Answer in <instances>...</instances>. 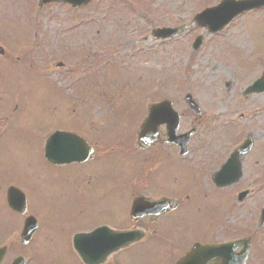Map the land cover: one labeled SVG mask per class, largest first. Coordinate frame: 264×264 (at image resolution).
<instances>
[{"label":"rangeland","instance_id":"1","mask_svg":"<svg viewBox=\"0 0 264 264\" xmlns=\"http://www.w3.org/2000/svg\"><path fill=\"white\" fill-rule=\"evenodd\" d=\"M36 1L0 0V43L7 50L0 55V113L17 107L11 112L12 122L5 126L0 122V175L4 176L0 186L10 180L20 188L28 212L43 224L44 229L31 241L33 249L60 251L63 258H70L65 237L69 228L98 222L127 227L130 198L137 191L155 195L152 191L169 184V194L186 190L191 201L186 216L176 224L183 230H175V237L187 234L194 240L200 235L207 241L213 234L211 238L219 240L251 235L246 264H264V221L258 225L264 188H251L244 202L233 204V188L264 183V94L241 96L255 76L251 70L264 64V8L238 16L221 34L208 36L198 50L190 52L187 43L192 34L163 43L142 37L156 25H190L194 12L218 0H95L75 9L56 3L37 9ZM23 49L29 59L23 58ZM58 60L63 66H56ZM74 65L78 69L73 71ZM84 79L93 91L85 97L75 88ZM186 91L202 107L203 121L190 138L186 161L166 159L156 165L151 188L149 182L138 181L126 194L114 189L113 182L119 180L112 174L129 169L131 161L121 154L104 155L105 140L95 127L100 126L107 136L115 133L117 122L124 124L120 132L134 130L146 113L147 102L162 98L186 111ZM110 92L115 99L106 97ZM121 106L138 111L137 118L129 120V114L127 119ZM73 115L79 118L78 124ZM191 119V115L183 117L179 130L188 128ZM77 125L97 142L94 160L61 167L49 164L42 153L48 130ZM243 129L254 139L251 154L244 158L243 177L232 188L205 183L208 173L220 164L218 160L225 159L226 150L243 136ZM127 154L139 157L138 152ZM151 162L145 160L138 169L149 171ZM0 195L4 205V191ZM2 212L6 214V209L0 204ZM63 221H67L65 227L55 225ZM9 224L17 232L20 217L11 215ZM0 229L7 231L6 225ZM43 234L49 236L44 240ZM128 249L130 255L123 256ZM119 255L131 262L140 256V264H162L165 257H174L156 239L133 244ZM47 258L52 264L53 257Z\"/></svg>","mask_w":264,"mask_h":264},{"label":"water","instance_id":"2","mask_svg":"<svg viewBox=\"0 0 264 264\" xmlns=\"http://www.w3.org/2000/svg\"><path fill=\"white\" fill-rule=\"evenodd\" d=\"M46 0H42L45 2ZM73 4L84 3L87 0H70ZM264 6V0H221L220 3L216 6L209 7L201 11L200 13L194 16V19L198 24L208 25L213 31H216L218 28L222 27L231 17L253 7ZM155 35L168 37L173 32V29H157L154 30ZM200 38L196 43V47L200 43ZM264 74L256 80L251 86L248 87L247 91L251 92L253 90H262L264 89V82L262 81ZM191 111L194 113L199 112V107L196 101L192 98L190 93H187L184 97ZM157 105H165L169 108V118L163 117H152V111L157 107ZM161 108L156 109L160 110ZM148 116L143 120L141 126L137 130V140L136 145L144 147L150 144L157 136L156 126L160 123L161 120L166 121L168 124V136L170 139H177L183 145L188 139L191 131L181 135H175V131L178 124L179 114L176 113L170 107L168 101H162L160 103H150L148 105ZM159 111L157 113H159ZM251 140H248V146H250ZM248 149V147H247ZM246 151V150H245ZM245 151H237L235 153V158L239 160V156L245 153ZM91 150L87 147L85 141L79 136L74 135L71 132L55 131L52 133L46 141L44 146V155L48 161L54 164H65L72 161H80L86 159L90 154ZM235 164L230 163L226 168L223 176L217 178L218 185L224 183H229L232 179H235L239 173V167H234ZM229 168H233L232 172L228 171ZM215 179V178H214ZM223 180L221 182V180ZM141 196H137L131 203L130 206V215L132 217L140 216L148 211L155 210L159 205L162 207L163 202L161 200L153 201L141 205L139 200ZM7 201L12 209L18 212H24L26 210V198L24 194L14 186H10L7 189ZM165 203V202H164ZM165 211V210H163ZM155 213V212H154ZM261 218H264V207L262 209ZM36 220L32 216L25 218L23 230L21 232V240L25 243L28 237L33 233L36 227ZM111 234V233H110ZM83 237V242H79V247L82 252V258L85 261H89L90 258L96 260L95 263L99 261L100 258L108 252L109 248L117 247L120 244H128L136 235L131 233H112L111 237L107 239L108 236H98L91 234L80 235ZM108 243L110 247L108 248ZM107 244V245H105ZM239 244H244L242 249L238 252L235 251V248ZM249 240H237L228 243H220L217 245L211 244H194L189 252L182 256L175 264H244V261L247 257L249 250Z\"/></svg>","mask_w":264,"mask_h":264},{"label":"flooded vegetation","instance_id":"3","mask_svg":"<svg viewBox=\"0 0 264 264\" xmlns=\"http://www.w3.org/2000/svg\"><path fill=\"white\" fill-rule=\"evenodd\" d=\"M178 37H175L173 39H176ZM184 112V111H183ZM185 114V112H184ZM202 114L198 115L197 117H201ZM194 117V116H193ZM199 122V121H198ZM188 147V149H187ZM187 147L185 148L186 153L184 154L185 156L188 155V153L191 150V144H187ZM147 150V151H146ZM144 151H146L144 154H140V156L142 157V161L143 160H147L150 159L152 162L153 161H157V165H159L161 162L165 161L166 159H178L176 158V155L179 156V151L180 148L178 146H176L174 143H163V144H155V146L146 149ZM139 156V157H140ZM95 157V156H94ZM180 157V156H179ZM93 159V158H92ZM91 159V160H92ZM151 162V164H152ZM110 174V173H109ZM89 175H94L93 173L89 174ZM114 177H117L119 182H113L112 187L116 190H118L121 193H125V191L129 188V187H136V182H149V186L153 187V178H154V174H150V171H143L142 173H139V171L134 170L133 168H126L125 171H123V173H121L120 175L118 173H113L112 174ZM206 174L203 173L202 176V180H204V176ZM3 178L0 176V179ZM6 181L3 180V183H5ZM2 183V184H3ZM168 186L161 185L160 189H155L154 192L157 193L156 196H161V195H165L168 197H173L177 204L176 206L168 211L165 215L163 216H157L155 215V213L153 214H149L146 215L144 217H142L141 219L137 220V225L136 226H140L141 228H144L145 230L149 231V233L152 236H157L159 238L160 242H167L169 245H171V249L175 250L177 252H179L178 254L181 255L183 254L186 250H188L191 246V243L193 241H198L201 240V236H198L197 238H195L194 240H190L187 234H181L178 237L174 236V231L177 230L178 232H181L183 229L179 228V226L177 227L176 224H178V222L182 219L183 216H186V212L190 207V202L189 201V195L186 194V190H179L176 192H172L174 194H169V184H167ZM0 188H2V185L0 186ZM165 188V189H163ZM133 190V188H132ZM188 190H190L188 188ZM193 192V190H190ZM139 192V191H137ZM193 199L195 200V195L192 194ZM1 208L4 209V207L1 205ZM11 215H13V213L10 212V210L7 208L6 210V215L4 213H2L0 215V226L2 227L3 225H6V233H4V230L0 229V236H9L10 234L13 235V227L10 226L9 224V218L11 219ZM125 218V217H124ZM124 218L122 220H124ZM151 218H154L153 220L150 221ZM126 221V220H125ZM149 225H153L154 227H149ZM80 227L75 226L71 229H78ZM73 230H70L69 232V236L71 235V232ZM169 236V238H168ZM3 241V240H1ZM0 241V242H1ZM182 242V244H181ZM12 243H14V241H8L7 242H3V245H6L7 248H5L3 251H1L2 255L0 257V264H11L13 259L18 256V255H23L24 260L26 261V264H31L32 262V252H34V250L31 249H23V248H13L12 247ZM71 244V243H70ZM1 245V244H0ZM37 253V250L35 251ZM60 252V251H59ZM67 253H72L73 257H76V255L73 253L72 249H68ZM131 250L128 251V254L123 255V256H127L130 255ZM40 253L35 256H39ZM117 257L114 258L110 261L107 262V264H125L127 262H130V264H136V259H134L133 262H131L130 260H126L123 259L122 257ZM139 257V256H138ZM37 261V260H35ZM76 262L75 264H79V262L74 261L73 263Z\"/></svg>","mask_w":264,"mask_h":264}]
</instances>
